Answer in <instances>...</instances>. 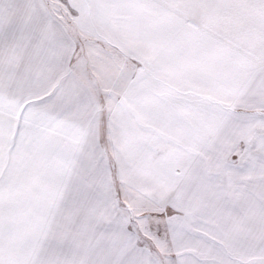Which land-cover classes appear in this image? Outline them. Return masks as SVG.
Returning a JSON list of instances; mask_svg holds the SVG:
<instances>
[{
	"label": "snow or ice",
	"instance_id": "6c2138e0",
	"mask_svg": "<svg viewBox=\"0 0 264 264\" xmlns=\"http://www.w3.org/2000/svg\"><path fill=\"white\" fill-rule=\"evenodd\" d=\"M0 264H264V0H0Z\"/></svg>",
	"mask_w": 264,
	"mask_h": 264
}]
</instances>
